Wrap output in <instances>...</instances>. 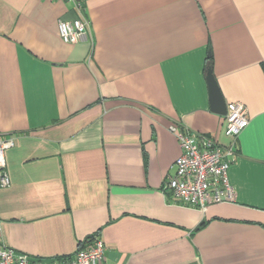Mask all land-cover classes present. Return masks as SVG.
Listing matches in <instances>:
<instances>
[{
  "label": "crops",
  "instance_id": "obj_1",
  "mask_svg": "<svg viewBox=\"0 0 264 264\" xmlns=\"http://www.w3.org/2000/svg\"><path fill=\"white\" fill-rule=\"evenodd\" d=\"M89 36H59L63 0H0V244L71 255L92 234L102 264H264V0H84ZM248 124L228 167L233 201L204 209L164 189L177 122L222 145L210 109Z\"/></svg>",
  "mask_w": 264,
  "mask_h": 264
},
{
  "label": "built area",
  "instance_id": "obj_2",
  "mask_svg": "<svg viewBox=\"0 0 264 264\" xmlns=\"http://www.w3.org/2000/svg\"><path fill=\"white\" fill-rule=\"evenodd\" d=\"M72 4L75 16L59 19V36L64 42L76 43L89 36V21L84 14V0H63ZM224 134L231 139L222 145L210 136L192 131L177 122L168 126L175 136L180 154L173 163V173L166 179L164 189L184 205L204 209L210 204L233 201L235 188L229 182L228 167L235 155L236 139L248 124L247 108L242 102L226 104ZM14 137L0 135V187L8 186L5 150L14 145ZM104 242L96 234L82 241L69 256L49 259L31 258L13 248L0 244V264H102Z\"/></svg>",
  "mask_w": 264,
  "mask_h": 264
},
{
  "label": "water",
  "instance_id": "obj_3",
  "mask_svg": "<svg viewBox=\"0 0 264 264\" xmlns=\"http://www.w3.org/2000/svg\"><path fill=\"white\" fill-rule=\"evenodd\" d=\"M206 79L210 91V109L215 113L224 115L226 113V105L224 104L216 80L213 76L211 65L207 67Z\"/></svg>",
  "mask_w": 264,
  "mask_h": 264
},
{
  "label": "trees",
  "instance_id": "obj_4",
  "mask_svg": "<svg viewBox=\"0 0 264 264\" xmlns=\"http://www.w3.org/2000/svg\"><path fill=\"white\" fill-rule=\"evenodd\" d=\"M210 59H211L210 56H208V58H207L208 64L211 62ZM209 61H210V62H209ZM209 65H210V64H209Z\"/></svg>",
  "mask_w": 264,
  "mask_h": 264
}]
</instances>
